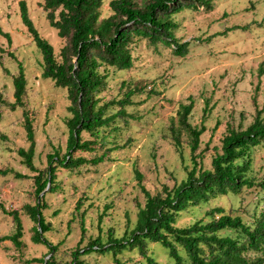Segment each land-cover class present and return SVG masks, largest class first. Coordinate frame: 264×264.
<instances>
[{
  "label": "rangeland",
  "instance_id": "obj_1",
  "mask_svg": "<svg viewBox=\"0 0 264 264\" xmlns=\"http://www.w3.org/2000/svg\"><path fill=\"white\" fill-rule=\"evenodd\" d=\"M20 1L0 0V95L15 101L14 78L20 63L28 80L25 105L16 109L4 106L0 166L33 176L35 172L17 152L19 147L30 144L24 111L28 110L34 119V162L40 169L48 167V154L56 148L66 153L67 119L72 114L68 89L42 75L44 56L23 23ZM25 1L36 27L61 59L68 40L50 25L40 5L45 0ZM110 1L104 0L102 18L111 13ZM135 1L144 5L149 0ZM211 1L210 8L185 7L172 15L174 35L180 42H189L186 55L176 54L161 41L151 44L147 38H138L132 45V67L108 69L107 85L99 94L101 103L126 97L129 88L134 93L125 106L128 114L102 129L106 138L100 139L96 149L77 153L87 162L74 169L59 167L57 189L45 194L47 207L43 212L52 225L47 236L59 244L54 254L59 264H71L77 245L87 246L98 236L107 239L112 231L119 237L135 226L139 209L146 201L137 171L153 194L187 177V168L193 166L188 136L183 134V146L178 147L171 133L180 102H188L190 96L195 100L190 121L206 128L198 150L206 168H212L213 155L221 146L228 124L245 128L254 120L257 108L263 110L264 116V0ZM1 32L9 33L11 42ZM82 135L91 138L86 131ZM100 156L102 160L94 163L93 159ZM252 157L250 174L261 179L264 145L256 147ZM36 201L32 177L21 178L14 172L0 175V202L7 211L19 210L24 225V246L18 248L12 240H2V236L15 231V223L13 216L0 207V264H44L33 259L53 255L45 244L32 240L36 222L25 205ZM263 202L253 188H246L239 194L221 195L182 211L177 225L208 219L207 211L216 205L248 220L249 210L260 209ZM148 248L161 264L168 263L164 247L150 243ZM118 257L126 264L146 263L137 248H126ZM80 258L92 264H116L112 251L93 250Z\"/></svg>",
  "mask_w": 264,
  "mask_h": 264
},
{
  "label": "trees",
  "instance_id": "obj_2",
  "mask_svg": "<svg viewBox=\"0 0 264 264\" xmlns=\"http://www.w3.org/2000/svg\"><path fill=\"white\" fill-rule=\"evenodd\" d=\"M211 3V0H149L139 5L135 0H111V13L102 18L104 0H45L40 5L47 13L50 25L58 30L60 37L68 40L61 50V59H58L53 44L41 35L31 18L27 2H19L23 23L44 56L42 75L54 80L57 86L68 89L71 101L69 111L72 114L67 119L69 136L66 153L62 154L56 148L48 154V167L40 169L34 162L37 144L34 119L25 110L24 126L30 144L27 148L19 147L17 152L23 163L35 174L30 176L0 166V175L14 172L18 177L34 179L37 201L25 205L36 222L32 240L45 244L53 255L47 259L42 257L33 260L59 264L54 255L59 244L48 239L47 232L52 225L43 212L47 207L46 192L57 189L58 168L74 169L87 162L85 157L77 153L81 150L94 151L100 139L106 138L102 129L110 126L118 117L128 114L125 106L134 93L131 88L126 97L101 103L99 94L107 85L108 69L132 67V45L138 38H147L151 44L161 41L171 46L176 54L186 55L189 42H180L174 35L172 15L185 7L210 8ZM1 33L11 42L9 33ZM27 81L24 66L20 63L19 73L14 78L15 101H7L0 95V123L5 105L13 109L25 105ZM194 107L193 96L188 98V102H180L177 122L173 121L171 126L178 147L183 146V134L188 136L193 166L187 168V177L174 187L165 186L162 192L153 194L143 184V175L137 171L146 201L139 209L135 226L119 237L112 231L107 239L98 236L90 240L87 246L77 245L71 264H92L80 256L93 250L105 253L112 251L116 264H126L118 257L126 248L139 249L146 260V263L140 264H161L149 254L150 243L166 249L167 264H264V205L260 209L255 207L253 212L249 210L248 220L216 205L207 211L208 219L200 218L186 226L177 225L182 211L208 203L221 195L239 194L246 188H253L256 196L264 201V177L257 179L250 174L252 151L264 145L263 110L257 108L254 120L245 128L228 124L221 146L213 155L212 168H206L199 160L198 153L201 136L206 128L191 123L190 114ZM111 109L113 112L110 113ZM83 131L88 132L91 138H84ZM101 160V156L95 157L93 162ZM0 207L13 216L15 223V231L1 239L12 240L21 248L24 246V225L19 210L7 211L1 202Z\"/></svg>",
  "mask_w": 264,
  "mask_h": 264
},
{
  "label": "water",
  "instance_id": "obj_3",
  "mask_svg": "<svg viewBox=\"0 0 264 264\" xmlns=\"http://www.w3.org/2000/svg\"><path fill=\"white\" fill-rule=\"evenodd\" d=\"M49 185H50V184H49ZM48 188H49V186H48ZM48 188H47V189H48Z\"/></svg>",
  "mask_w": 264,
  "mask_h": 264
}]
</instances>
